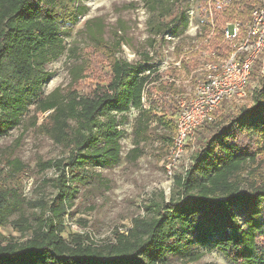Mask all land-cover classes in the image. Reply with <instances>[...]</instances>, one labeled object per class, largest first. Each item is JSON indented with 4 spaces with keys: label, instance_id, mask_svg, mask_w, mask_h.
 Instances as JSON below:
<instances>
[{
    "label": "trees",
    "instance_id": "16d2710c",
    "mask_svg": "<svg viewBox=\"0 0 264 264\" xmlns=\"http://www.w3.org/2000/svg\"><path fill=\"white\" fill-rule=\"evenodd\" d=\"M144 1L160 17L171 11L165 0ZM262 2L211 0L210 6L205 2V11L210 14L208 31L213 30V37L223 42L213 47L220 56L229 53L226 28L238 24L244 34L253 10ZM171 8L175 16L158 28L159 35L176 34L179 27H188L182 0H173ZM85 9L80 0H0V137L20 125L29 106L52 79L45 66L64 54L63 27L78 23ZM101 46L109 53L108 84L87 93L75 91L64 102L54 95L38 101L43 112H50L46 120L52 125V137L67 146L68 156L39 165L41 170L57 172L56 203H30L51 214L35 228L31 229L25 217L11 222L19 232L32 230L27 241L5 243L0 233V264H168L167 254L192 243L189 233L202 241L215 237V247L233 264H264V159L260 158L264 157V72L256 68L251 78L258 84L249 91V104L236 109L228 106L227 114L196 129L199 148L186 173L174 176L177 198L173 195L168 202H153L148 207L151 217L134 218L127 234L118 228L113 239L102 245L82 234L71 240L63 237L66 227L56 220L72 206L73 184H85L92 178L85 164L111 165L120 160L123 133L118 129L117 115L139 109L141 122L155 120L176 133L178 106L170 120L167 114L159 115L165 113L162 109L143 107L145 97L152 99L157 94L159 99L167 93H179L176 82L166 80L148 56L140 63L118 58L120 41ZM200 53L197 50L179 57L180 67L174 69L186 71L189 77L198 67ZM12 164L10 179L20 184L29 168L19 160ZM20 203L12 200L11 190L0 183V227L19 210ZM240 210L247 213L244 224L238 219Z\"/></svg>",
    "mask_w": 264,
    "mask_h": 264
},
{
    "label": "rangeland",
    "instance_id": "374dc122",
    "mask_svg": "<svg viewBox=\"0 0 264 264\" xmlns=\"http://www.w3.org/2000/svg\"><path fill=\"white\" fill-rule=\"evenodd\" d=\"M207 1L210 6L211 0H182L189 20L188 27H179L176 34L159 35L156 32L158 28H163L175 16L171 8L173 0H165L166 7L171 11L164 17H160L158 12H151L144 0H80L86 8L85 15L78 23L63 27L64 54L45 66L53 74L52 79L29 106L20 125L0 137V183L11 190L12 200L21 202L19 210L9 217L5 226L0 227L3 242L23 243L32 236V230L24 233L17 231L12 221L25 217L32 229L41 220L50 217L49 210L41 211L30 206L31 202L40 200L52 205L56 203L58 195L54 187L57 172L54 169L41 170L39 165L68 156L67 146L55 142L52 137V125L46 120L50 112H43L38 101L54 95L56 100L64 102L75 91L87 93L99 85L108 84L109 53L101 43L113 45L117 41L122 43L118 58L140 63L146 62L145 57L148 56L149 63L163 73L166 80L176 82L179 93L189 91L192 84L188 83L186 71L174 69L180 64L179 57L200 44L206 53L214 49L215 43H221L213 37V30L208 31L207 16L210 14L204 8ZM206 34L209 35L204 38ZM263 60L264 56L256 62L255 68L259 72ZM257 84L258 80L251 78L247 98L222 105L217 116L227 114L228 106L236 109L249 104V94ZM167 91L170 92V87ZM179 93H167L165 98L159 99L156 98L157 94L152 99L145 97L143 107L152 105L162 109L165 113L160 112L159 115L167 114L170 120L173 108H179ZM139 118L140 110L134 108L126 114L117 115L118 129L123 133L117 163L99 165L90 161L85 164L93 174L92 178L85 184H73L76 193L72 206L63 218L56 220L66 227L63 234L65 239L71 240L74 235L82 234L90 242L102 245L113 239L116 229L127 232L134 218L151 217L152 212L148 207L153 202H168L173 195L178 197L179 189L175 186L174 176L186 173L199 148L196 136L194 134L187 141L182 157L170 174L167 165L175 130L168 129L158 121L145 123ZM15 160L29 168L22 174L20 184L10 179V174L14 172L12 162ZM240 211L238 219L244 224L247 213ZM189 237L191 244L179 246L173 254L166 255L168 264H233L215 247V237L206 241L195 233H189Z\"/></svg>",
    "mask_w": 264,
    "mask_h": 264
},
{
    "label": "built area",
    "instance_id": "2783aa9c",
    "mask_svg": "<svg viewBox=\"0 0 264 264\" xmlns=\"http://www.w3.org/2000/svg\"><path fill=\"white\" fill-rule=\"evenodd\" d=\"M225 41L230 48L224 56H220L215 49L204 53L202 44L190 51L201 50V53L197 58L198 67L188 77L192 87L178 94L180 102L176 133L167 165L170 174L197 128L212 122L225 103L241 102L247 98L251 74L256 62L264 56V0L253 10L246 32L242 34L238 24L229 25L225 31ZM262 63L260 72L263 73L264 60ZM121 233L127 234L124 231Z\"/></svg>",
    "mask_w": 264,
    "mask_h": 264
}]
</instances>
